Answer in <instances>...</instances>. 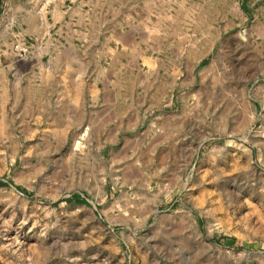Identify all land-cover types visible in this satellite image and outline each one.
<instances>
[{
  "label": "rangeland",
  "instance_id": "374dc122",
  "mask_svg": "<svg viewBox=\"0 0 264 264\" xmlns=\"http://www.w3.org/2000/svg\"><path fill=\"white\" fill-rule=\"evenodd\" d=\"M55 1L0 0V264H264V166L256 149L245 157L264 110V28L249 37L243 1L122 13L151 60L122 59L113 110L92 90L112 82L99 68L78 102L27 74L56 36ZM155 137L202 145L169 154Z\"/></svg>",
  "mask_w": 264,
  "mask_h": 264
},
{
  "label": "crops",
  "instance_id": "0c3cea01",
  "mask_svg": "<svg viewBox=\"0 0 264 264\" xmlns=\"http://www.w3.org/2000/svg\"><path fill=\"white\" fill-rule=\"evenodd\" d=\"M149 1L116 0L112 7L110 0H95V2L94 0H56L50 14L51 25L55 27L56 36L49 38L51 46L48 48L38 46V53L27 74L39 79L43 93H48V86H50L60 100L78 102L85 97L88 98L90 92L89 83L85 85L79 83L84 80L89 81L91 70L99 68L104 76L110 77L108 81L112 82H107V85L101 89L95 82L92 90L97 92L96 97L99 101L104 105L108 103L112 110L115 109L121 104V82L116 77L121 74L122 59L124 57L135 58L137 61L140 58L143 62L151 60L147 58L146 51L140 45L135 44L138 36L136 30L131 27L124 29L119 18L122 13L129 11L132 7L144 10L146 2ZM242 1L247 12V19L253 24L251 29L256 31L255 35L252 31H249L248 35L252 39L259 38L257 29L264 28V0ZM69 2L72 4H65ZM90 2L97 7L98 16L95 20H91L89 11L84 8ZM94 31H96V36ZM258 73L264 76V64L259 63ZM54 83L55 85L52 86ZM100 93H102L101 100ZM258 97L259 101L264 102V83L259 86ZM113 122L117 121L113 120ZM118 123L121 122L118 121ZM259 125L260 130L257 137H252L247 143L249 148L245 149V157L248 158L252 150L256 149L257 160L264 166V110L259 117ZM154 140L155 149H168L169 154L178 148H184L185 152L191 150L195 153L196 149L198 151L202 145L201 141L196 145L185 141L173 144L172 139L166 141L156 137ZM249 162L250 159L246 160V163L249 164ZM195 163L196 161L193 162V166ZM210 236L213 234L208 235ZM214 244L217 245V242Z\"/></svg>",
  "mask_w": 264,
  "mask_h": 264
},
{
  "label": "built area",
  "instance_id": "2783aa9c",
  "mask_svg": "<svg viewBox=\"0 0 264 264\" xmlns=\"http://www.w3.org/2000/svg\"><path fill=\"white\" fill-rule=\"evenodd\" d=\"M15 49L20 52V57H22L21 51L23 53L25 49H23L19 44L15 46Z\"/></svg>",
  "mask_w": 264,
  "mask_h": 264
},
{
  "label": "bare ground",
  "instance_id": "6f19581e",
  "mask_svg": "<svg viewBox=\"0 0 264 264\" xmlns=\"http://www.w3.org/2000/svg\"><path fill=\"white\" fill-rule=\"evenodd\" d=\"M205 73H206V72H205ZM229 92H230V91H229ZM243 96H244V95H243ZM5 123H6V120H5L4 124H5ZM0 124H2V123H0ZM4 127H5V126H4ZM4 127H3V128H4ZM3 128H2V129H3ZM3 130H4V129H3ZM0 133H1V131H0ZM145 179H146V178H145Z\"/></svg>",
  "mask_w": 264,
  "mask_h": 264
},
{
  "label": "trees",
  "instance_id": "16d2710c",
  "mask_svg": "<svg viewBox=\"0 0 264 264\" xmlns=\"http://www.w3.org/2000/svg\"><path fill=\"white\" fill-rule=\"evenodd\" d=\"M24 192H26L24 189H22Z\"/></svg>",
  "mask_w": 264,
  "mask_h": 264
}]
</instances>
